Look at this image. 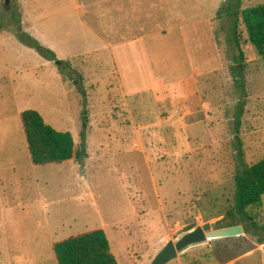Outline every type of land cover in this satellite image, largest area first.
Returning <instances> with one entry per match:
<instances>
[{"label":"rangeland","instance_id":"obj_1","mask_svg":"<svg viewBox=\"0 0 264 264\" xmlns=\"http://www.w3.org/2000/svg\"><path fill=\"white\" fill-rule=\"evenodd\" d=\"M102 1L0 0V264H57L54 244L95 230L106 233L117 264H151L167 242L205 223L218 229L234 204L238 147L247 165L264 158V58L241 17L264 0L232 10L231 0L140 1L139 19L130 3L119 0L118 12ZM107 13L120 20L117 29L101 26ZM20 30L57 60L21 42ZM103 31L107 41L142 34L163 85L178 90L195 77L205 124L180 126L184 104L177 124L166 120L172 109L152 93L124 99ZM231 67L242 70L236 80ZM176 90L171 100L184 99ZM25 110L70 133L76 151L83 135L85 157L33 165ZM248 213L257 228L240 225L243 249L264 241V196Z\"/></svg>","mask_w":264,"mask_h":264},{"label":"trees","instance_id":"obj_2","mask_svg":"<svg viewBox=\"0 0 264 264\" xmlns=\"http://www.w3.org/2000/svg\"><path fill=\"white\" fill-rule=\"evenodd\" d=\"M241 0H231L229 9H239ZM242 22L245 26L248 41L256 52L264 58V4L251 7L241 12ZM15 23L19 26L20 21ZM3 25L0 22V31ZM17 37L29 47L36 49L40 54L54 62L56 55L49 49H45L29 36L19 31ZM234 46L237 50L235 61L241 64L244 61L238 37L234 34ZM59 65L69 66V62L58 61ZM243 68V67H242ZM231 76L238 78L235 67H231ZM238 103V108L242 107ZM240 111L236 118V126H239ZM23 130L26 137L30 159L33 165L43 166L50 164H62L75 159H82L86 155L84 136L81 135L79 150L76 151L74 139L70 133L59 132L48 125L42 116L35 110H25L20 115ZM237 170L234 178L235 197L233 206L219 221L218 229L244 225H255L254 218L248 213V209L261 203L264 196V158L247 165L243 161L241 148H237ZM261 242V241H260ZM57 264H117L112 254L110 242L103 230H95L81 236L73 237L53 246Z\"/></svg>","mask_w":264,"mask_h":264},{"label":"crops","instance_id":"obj_3","mask_svg":"<svg viewBox=\"0 0 264 264\" xmlns=\"http://www.w3.org/2000/svg\"><path fill=\"white\" fill-rule=\"evenodd\" d=\"M109 1H112L113 4L116 5L115 8H117L118 12L125 11V8L120 10L121 7L119 4L121 1L119 0H103L102 3H108ZM124 1L131 4V10L133 12L131 19H139L140 1L147 2L149 0H123L122 2ZM150 6L152 7L153 3L150 4ZM106 15L109 18L111 17L110 13ZM110 20L111 21L108 23L100 21L101 23H106L101 24V26L105 30H111L112 28L117 29L120 20H118V18H110ZM161 30V33L165 36L167 31L163 28ZM139 32H143V29ZM102 35L104 36L100 35L99 41L104 44L106 51H108L111 57L112 63L110 64H112V67L115 68V70L118 68L117 86L124 99L127 100L129 98L138 97L142 93H152L153 98L158 104L162 101L164 105L170 106L172 109L170 111V116L167 117L166 120L172 118L173 123L177 124V119L174 117V114L181 115L183 109L179 105L182 106L184 104L185 108H183L186 112L184 113L185 115L183 114L178 118L180 126L188 129L191 126L194 127L198 124H205L206 118L203 108L206 104L200 94L197 93L199 83L195 80V77L190 79V85L188 81H183L184 84L186 83L185 88L184 86H180V88L176 90L174 87L172 89L171 86H165L161 83L160 79L155 77L148 44L145 38L140 36L142 34H127L128 37H121L120 34H118V39L112 41H107L104 38V31ZM148 78L151 80L147 81L146 79ZM172 90H176L179 96H182L184 99L178 101L171 100ZM193 108L195 110H189ZM74 159L75 158L68 162ZM242 228L243 234L240 236L208 240L188 247L179 256L175 264H203L204 262L210 264L209 262L212 261H214L213 264H264V241L254 242L250 244L252 246L243 249L242 246L247 241V235L244 234L243 226ZM215 243L217 245H214ZM226 244L229 246H226ZM211 252H215L216 256L212 258Z\"/></svg>","mask_w":264,"mask_h":264},{"label":"water","instance_id":"obj_4","mask_svg":"<svg viewBox=\"0 0 264 264\" xmlns=\"http://www.w3.org/2000/svg\"><path fill=\"white\" fill-rule=\"evenodd\" d=\"M56 64L58 65L59 63L57 62ZM241 234H243L242 226L213 230L210 223H205L186 233L175 243L173 241L167 242L165 247L156 255L151 264H168L175 260L178 254L188 247L208 240L236 237Z\"/></svg>","mask_w":264,"mask_h":264}]
</instances>
